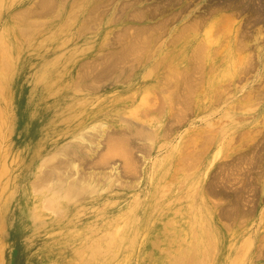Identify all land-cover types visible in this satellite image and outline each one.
I'll return each mask as SVG.
<instances>
[{
    "label": "rangeland",
    "instance_id": "obj_1",
    "mask_svg": "<svg viewBox=\"0 0 264 264\" xmlns=\"http://www.w3.org/2000/svg\"><path fill=\"white\" fill-rule=\"evenodd\" d=\"M50 1L0 0V59L35 55L14 66L19 95L55 62L37 154L31 121L13 131L16 89L0 104V264H264V21L242 0Z\"/></svg>",
    "mask_w": 264,
    "mask_h": 264
},
{
    "label": "bare ground",
    "instance_id": "obj_2",
    "mask_svg": "<svg viewBox=\"0 0 264 264\" xmlns=\"http://www.w3.org/2000/svg\"><path fill=\"white\" fill-rule=\"evenodd\" d=\"M52 1V0H51ZM50 1V2H51ZM78 1L79 0H74V1H72V6L73 5H76L77 6V4H79L78 3ZM49 2V1H48ZM48 2H46V3H48ZM53 2H56V1H53ZM68 2H69V0H61V6L64 4V5H67L68 4ZM82 1L80 0V3H81ZM242 2H245L244 4V6L242 7V8H244V9H246V8H248V9H253V11H252V13L256 16V19L255 20H262V21H264V0H242ZM44 1H43V5H44ZM45 3V4H46ZM175 3V2H174ZM226 3V2H225ZM41 5V4H40ZM60 6V5H59ZM71 6V7H72ZM48 8V7H47ZM94 8V7H93ZM159 8V7H158ZM212 8L214 9L215 7H213L212 6ZM211 7H210V9H212ZM95 9H96V7H95ZM94 9V10H95ZM216 9V8H215ZM38 10V11H37ZM35 12H33V11H31V13H33L32 15H38L39 14V11H42V10H40V9H37ZM71 10V9H70ZM93 10V9H92ZM101 10V9H100ZM207 10H209V8L207 9ZM240 10V9H239ZM69 11V10H68ZM75 11V10H74ZM163 11V10H162ZM235 11H237V10H235ZM53 12V11H52ZM95 12V11H94ZM141 12V10L139 11V13ZM143 12V11H142ZM240 12V11H239ZM14 13V12H13ZM35 13V14H34ZM58 13H59V11H58ZM91 13V12H90ZM92 13H93V11H92ZM98 13V12H97ZM138 13V12H137ZM28 14H30L29 13V11H28ZM46 14H48L47 12H46ZM46 14H45V16H46ZM57 15H59V14H57ZM56 15V16H57ZM238 15V14H237ZM28 16H31V15H28ZM42 16V15H41ZM44 16V15H43ZM71 16V15H70ZM144 16V15H143ZM255 16H253V17H255ZM129 17V16H128ZM87 18V17H86ZM85 18V19H86ZM89 18V17H88ZM94 18H95V16H94ZM46 19V18H45ZM85 19H83V21L85 20ZM98 19V18H97ZM251 19H252V17H251ZM88 19H86V21H87ZM96 20V19H95ZM168 20V19H167ZM199 19H195V22L196 21H198ZM34 21V20H33ZM39 21V20H38ZM44 21V20H43ZM90 21V20H89ZM92 21L93 22H95L94 20H93V18H92ZM193 21V20H192ZM201 21V20H200ZM261 21V22H262ZM28 22H30V21H28ZM255 22H257V21H255ZM39 23H41V21L39 22ZM92 23V22H91ZM193 23V22H192ZM191 23V24H192ZM249 23V22H248ZM259 22H257V24H258ZM100 24V23H99ZM187 25V24H186ZM194 25V24H193ZM189 26H191V25H189ZM188 26V27H189ZM196 26V25H195ZM12 27H13V25H12ZM25 29V28H24ZM27 29H28V27H27ZM94 29V28H93ZM246 29V28H245ZM19 30V29H18ZM92 29H90V31H91ZM27 30L25 29L24 31H23V29H22V33H25ZM88 31V30H87ZM246 31H247V29H246ZM43 32V31H42ZM138 33H140V32H138ZM248 33V32H247ZM246 34V33H245ZM19 36V35H18ZM242 36V35H241ZM243 37V36H242ZM4 41V40H3ZM24 41V40H23ZM119 41V40H118ZM126 41V40H125ZM130 41H131V39H130ZM203 41V40H202ZM25 42V41H24ZM27 42H28V40H27ZM37 42V41H36ZM5 43V42H4ZM130 43V42H129ZM202 43V42H201ZM201 43H200V45H201ZM242 43V42H241ZM137 44V43H136ZM125 45V44H124ZM127 47H130L129 46V44L127 43ZM202 45H204L203 43H202ZM15 46V45H14ZM138 46V45H137ZM145 46V45H144ZM16 47V46H15ZM23 47H24V44H20L19 45V47L18 48H15V49H17V51H15V52H12V50H6V49H3L4 51H3V53L1 54V64H0V104L3 102V101H5V99H6V97H5V95L8 93V91L9 92H12V90H14V89H16L15 88V84H16V81H15V79H16V77H17V73L14 71V66H15V64H18V63H23V64H27V63H24V62H29V61H33L34 59H35V55L34 54H32V53H30L29 55H28V58H25V60H23V58H22V55H21V50L23 49ZM146 47V46H145ZM241 48H242V46H240ZM121 48H124V46L123 47H121ZM127 49L128 48H126V52L125 53H128L129 51H127ZM134 49V48H133ZM193 49V48H192ZM132 50V49H131ZM136 49H134V51H135ZM140 50V49H139ZM195 50V49H194ZM193 50V51H194ZM201 50V52L202 51H204V49L202 50V48L200 49ZM109 51V50H108ZM114 51V50H113ZM192 51V52H193ZM0 52H1V50H0ZM121 52V51H120ZM119 52V53H120ZM123 53H124V50L122 51ZM131 52V51H130ZM199 53V54H202V53ZM36 53V52H35ZM108 53V52H107ZM122 53V54H123ZM132 53H134V52H132ZM196 53V52H195ZM204 53V52H203ZM121 54V55H122ZM149 54H151V53H149ZM194 54V53H193ZM196 54H198V53H196ZM198 54V55H199ZM108 55V54H107ZM111 55V54H110ZM120 55V56H121ZM124 55H126V54H124ZM204 55V54H203ZM106 56V55H105ZM196 56V55H195ZM49 57V56H48ZM112 57V56H111ZM126 57V56H125ZM194 57V56H193ZM193 57H192V59H193ZM108 58V57H107ZM113 58V57H112ZM195 58V57H194ZM111 59V58H110ZM114 59V58H113ZM116 59V58H115ZM119 59V58H118ZM130 59V58H129ZM140 59V58H139ZM198 59H200V58H198ZM101 60V59H100ZM112 60V59H111ZM124 60V59H123ZM194 60V59H193ZM24 61V62H23ZM192 61V60H191ZM30 62V63H31ZM113 62V61H112ZM128 62V61H127ZM193 62V61H192ZM195 62H196V60H195ZM195 62H193V63H195ZM201 62V61H200ZM116 63V62H115ZM31 64H33V63H31ZM112 64H114V63H112ZM112 64H111V66H112ZM55 65V62L53 61V60H50V59H46V60H40V63H39V65H38V68H37V71H35V73L34 74H30L31 76H30V78H29V82H28V85H27V88L25 89V92H23V94H20L19 95V93L21 92V91H17V89H16V91H13L14 92V94H15V97H16V99L18 98L23 104H22V106H24V108H23V110L21 111H17V116L18 115H20L19 116V119H18V122H17V126H15V128L13 129V131H15L16 133L19 131V126H22V132L24 133V132H26L27 131V128H28V124L30 123V121H31V148L34 150H32L33 152H34V154H37L38 153V151L39 150H41L40 148L41 147H44V146H46V145H48L49 144V142H50V140H49V138H48V135H47V133L45 132V128H44V130H43V127L44 126H40L41 124H40V122H39V106H38V101L39 100H41L43 97H44V95H42L43 94V85L44 84H46V83H48V80H49V78H48V69H50L51 67H53ZM126 64H124V66H125ZM107 66V65H106ZM116 66V65H115ZM114 66V68H116ZM249 66V65H248ZM20 67V66H19ZM118 67V66H117ZM119 67H121V66H119ZM90 68H91V66H90ZM92 68H95V67H92ZM112 68V67H111ZM195 68V67H194ZM201 68V67H200ZM119 69V68H118ZM121 69V68H120ZM154 69V68H153ZM192 69H193V67H192ZM246 69H247V67H246ZM33 70V69H32ZM35 70V69H34ZM101 70V69H100ZM99 70V71H100ZM104 70H105V68H104ZM103 70V71H104ZM109 70V69H108ZM113 70V69H112ZM156 70V69H155ZM194 70V69H193ZM98 71V70H97ZM107 71V70H106ZM116 71V70H115ZM129 71H130V69H129ZM196 71V70H195ZM202 71V70H201ZM101 72V71H100ZM108 72V71H107ZM200 72V71H199ZM16 73V74H15ZM22 73V72H21ZM187 73V72H186ZM192 73V72H191ZM25 74V73H24ZM107 74V73H106ZM188 74V73H187ZM186 74V75H187ZM28 75V74H27ZM26 75V76H27ZM70 75V74H69ZM99 75V74H98ZM103 75V74H102ZM101 75V76H102ZM191 75V74H190ZM193 75V74H192ZM21 76V75H20ZM94 76V75H93ZM105 77L107 76V75H104ZM103 76V77H104ZM110 76V75H109ZM194 77V76H193ZM81 78V77H80ZM95 78V77H94ZM93 78V79H94ZM184 78V77H183ZM186 78H188V77H186ZM98 79H100V77H98ZM184 80H185V78H184ZM187 80V79H186ZM182 81V80H181ZM180 81V82H181ZM20 82V81H19ZM88 83V82H87ZM189 85H190V83L189 82H187ZM186 83V84H187ZM65 84V83H64ZM186 84H185V86H186ZM87 85V84H86ZM96 85V84H95ZM189 85H187V86H189ZM81 86V85H80ZM93 86V85H92ZM177 86H179V85H177ZM186 86V87H187ZM26 87V86H25ZM192 87H194V86H192ZM91 88V87H90ZM95 88V87H94ZM190 88V87H189ZM197 88V87H196ZM195 88V89H196ZM65 89V88H64ZM193 89V88H192ZM191 89V90H192ZM50 90V89H49ZM184 90H187V88L185 89L184 88ZM197 90V89H196ZM196 90H194V92L196 91ZM46 91V90H45ZM53 91V90H52ZM190 90H188V92H189ZM67 92V91H66ZM63 93V92H62ZM183 93V92H182ZM187 93V92H186ZM50 94V93H49ZM179 94V93H178ZM190 94H191V92H190ZM181 96V95H180ZM179 96V97H180ZM183 96V95H182ZM188 96H189V94H188ZM188 96H186V97H188ZM191 96V95H190ZM189 96V97H190ZM58 97V96H57ZM178 97V96H177ZM70 98V97H69ZM184 98V96L182 97V99ZM192 98V97H191ZM66 100V99H65ZM75 100V99H74ZM190 100V99H189ZM193 100V99H192ZM12 101V100H11ZM181 101V100H180ZM182 101H184V99L182 100ZM16 102V101H15ZM191 104H193L191 101H189ZM47 103V102H46ZM91 103V102H90ZM184 103V102H183ZM183 103H182V105H183ZM53 104V103H52ZM57 104V103H56ZM188 104V103H187ZM186 104V105H187ZM42 105V104H41ZM172 105V104H171ZM181 105V106H182ZM185 105V104H184ZM10 106V105H9ZM54 106V105H53ZM58 106V105H57ZM4 107H6L5 105H4ZM11 107V106H10ZM189 107H190V105H189ZM9 108V107H8ZM7 108V109H8ZM187 108H188V106H187ZM186 108V106H185V108H184V110L185 109H187ZM4 109V108H3ZM13 109V108H12ZM22 109V108H21ZM53 109V108H52ZM190 110H191V108H189ZM189 111V110H188ZM3 112H4V110H3ZM3 112H2V110H1V105H0V129L2 128V124L4 123V114H3ZM42 112V111H41ZM48 112V111H47ZM59 112V111H58ZM186 112V111H185ZM48 113H50V112H48ZM6 114V113H5ZM56 114V113H55ZM177 114V113H176ZM44 117V116H43ZM42 117V118H43ZM42 120V119H41ZM47 120V119H46ZM44 121V120H43ZM178 121V120H177ZM55 123H57V122H55ZM43 124V123H42ZM48 124V123H47ZM52 124V123H51ZM5 125V124H4ZM40 126V127H39ZM64 126H66V125H64ZM96 126V125H95ZM5 127V126H4ZM39 127V133H35V135H32V133H33V130H35L36 128H38ZM99 128H102L103 126L102 125H99L98 126ZM218 127V126H217ZM62 128V127H61ZM129 128V127H128ZM4 129V128H3ZM57 129V128H56ZM88 129H90V128H88ZM212 129V128H211ZM18 130V131H17ZM28 130H29V128H28ZM92 130V129H91ZM129 130V129H128ZM207 130V129H206ZM112 131V130H111ZM110 131V132H111ZM125 131V130H124ZM49 132V131H48ZM53 132V131H52ZM115 132V131H114ZM134 132H136V131H134ZM173 132V131H172ZM85 133V132H84ZM126 133V132H125ZM137 133V132H136ZM139 133H141V132H139ZM138 133V134H139ZM2 134V133H1ZM61 134V133H60ZM26 135V134H25ZM29 135V134H28ZM83 135V134H82ZM94 135H95V133H94ZM93 135V136H94ZM124 135V134H123ZM196 135V134H195ZM215 135V134H214ZM53 136V135H52ZM85 136V135H84ZM92 136V137H93ZM139 136V135H138ZM143 136V135H142ZM170 136V135H169ZM203 136H206V135H203ZM210 136H212V135H209V136H207V137H210ZM82 137V136H81ZM51 138V137H50ZM91 138V137H90ZM107 138V137H106ZM150 138V137H149ZM203 138H205V137H203ZM213 138V137H212ZM212 138H210L211 140H212ZM76 139V138H75ZM112 139V138H111ZM120 139V138H119ZM148 139V138H147ZM207 139V138H206ZM1 140V139H0ZM57 140V139H56ZM74 140V139H73ZM116 140V139H115ZM121 140V139H120ZM123 140V139H122ZM133 140V139H132ZM264 140V139H263ZM103 141V140H102ZM110 141V140H109ZM206 141V140H205ZM92 142H93V140H92ZM91 142V143H92ZM97 142V141H96ZM104 142V141H103ZM185 142V141H184ZM203 142V141H202ZM208 142V141H207ZM209 142H210V140H209ZM212 142V141H211ZM210 142V143H211ZM264 142V141H263ZM106 143V142H105ZM107 144V143H106ZM105 144V145H106ZM109 144V143H108ZM121 144V143H120ZM201 144H203V143H201ZM79 144H77V146H78ZM111 145V144H110ZM109 145V146H110ZM117 145V144H116ZM139 145V144H138ZM141 145V144H140ZM257 145V144H256ZM2 146V145H1ZM63 146V145H62ZM67 146V145H66ZM23 147V146H22ZM206 147V146H205ZM62 148H64V150L66 151V149H65V147H62ZM67 148V147H66ZM114 148V147H113ZM263 148V147H262ZM43 149V148H42ZM55 149H56V147H55ZM145 149V148H144ZM147 149V148H146ZM60 150V149H59ZM72 150V149H71ZM31 151V152H32ZM61 151H63L62 149H61ZM97 151V150H96ZM100 151V150H99ZM149 151V150H148ZM254 151H255V149H254ZM110 152V151H109ZM138 152V151H137ZM145 152V151H144ZM143 152V153H144ZM50 153V152H49ZM48 153V154H49ZM58 153V152H57ZM59 153H61V155L63 154L62 152H60L59 151ZM100 153V152H99ZM203 153V152H202ZM56 154V153H55ZM54 154V155H55ZM98 154V153H97ZM142 154V153H141ZM239 154V153H238ZM46 155V154H45ZM103 155V154H102ZM248 155V154H247ZM47 156H49V155H47ZM105 156V155H104ZM110 156V155H109ZM109 156H108V158H109ZM5 157V156H4ZM71 157V156H70ZM214 157V156H213ZM237 157V156H236ZM250 157V156H249ZM248 157V158H249ZM44 158V157H43ZM53 158V157H52ZM55 158V157H54ZM53 158V159H54ZM88 158V157H87ZM92 158V157H91ZM135 158H137V157H135ZM181 158V157H180ZM216 158V157H215ZM251 158V157H250ZM35 159H36V157H35ZM53 159H52V161H51V158H50V160L48 161V162H53ZM56 159H57V161H59L58 160V158L56 157ZM86 159V158H85ZM95 159H96V157H95ZM102 159V158H101ZM110 159H111V157H110ZM238 159H239V157H238ZM5 160V159H4ZM70 160V159H69ZM84 160V159H83ZM83 160H81V161H83ZM99 160H100V158H99ZM240 160H241V158H240ZM251 160V159H250ZM6 161V160H5ZM34 161V160H33ZM56 161V160H55ZM93 161V160H92ZM104 161H105V159H104ZM111 161V160H110ZM259 161V160H258ZM263 161V160H262ZM64 162H65V160H64ZM77 161H75V163H76ZM98 162H100V161H98ZM97 162V163H98ZM133 162V161H132ZM243 162V161H242ZM253 162V161H252ZM61 163H63V162H61ZM81 162H79V164H80ZM96 163V162H95ZM101 163V162H100ZM99 163V164H100ZM140 163V162H139ZM237 163V162H236ZM255 163V162H254ZM258 163V162H257ZM45 164V163H44ZM48 164V163H47ZM109 164V163H108ZM132 164V163H131ZM78 164H76V166H77ZM135 165V164H134ZM46 166V165H45ZM79 166V165H78ZM240 166V165H239ZM256 166V165H255ZM4 167H6V165L4 166ZM55 167H58V166H55ZM131 167V166H130ZM130 167H129V169H130ZM241 167V166H240ZM254 167V166H253ZM253 167H250L251 169L253 168ZM3 168V167H2ZM31 168V167H30ZM34 168V167H33ZM45 168H47V167H45ZM53 169H54V167H52ZM70 168V167H69ZM72 168H74V167H72ZM256 168V167H255ZM261 168V167H260ZM6 169V168H5ZM56 169V168H55ZM54 169V170H55ZM83 169V168H82ZM92 169V168H91ZM94 169V168H93ZM96 169V168H95ZM239 169V168H238ZM259 169V168H258ZM51 170V169H50ZM50 170H48L47 171V174L46 173H44V174H46V175H44V176H46L47 177V175H51V171ZM58 171L57 172H59V169H57ZM60 170H61V168H60ZM70 170V169H69ZM75 170H76V167H75ZM78 170V169H77ZM81 170V169H80ZM248 170V169H247ZM253 170H256V169H253ZM2 171V170H1ZM50 171V172H49ZM56 171V170H55ZM65 171V170H64ZM64 171H60L59 172V175L61 176V179L58 177V173L56 174V178L55 179H60V181H64L63 179H62V177H64L63 175H64ZM84 171V170H83ZM263 171V170H262ZM42 172V171H41ZM43 172H44V170H43ZM52 172H54V171H52ZM62 172H63V175H62ZM74 172V171H73ZM72 172V173H73ZM126 172V171H125ZM124 172V173H125ZM254 172V171H253ZM258 172V171H257ZM70 173V172H69ZM130 173V172H129ZM134 173V172H133ZM250 173V172H249ZM262 173V172H261ZM39 174H42V173H39ZM82 174H83V172H82ZM132 174V173H131ZM247 174V173H246ZM71 175V174H70ZM80 175V174H79ZM130 175V174H129ZM258 175V174H257ZM1 176V175H0ZM33 176V175H32ZM37 176V175H36ZM51 176H53V175H51ZM50 176V177H51ZM81 176V175H80ZM79 176V177H80ZM87 176V175H86ZM92 176H94V175H92ZM3 177V176H2ZM44 178L45 180L44 181H46V183H47V179L49 178V176L47 177V178ZM58 177V178H57ZM72 177V176H71ZM74 177V176H73ZM76 177V176H75ZM78 177V176H77ZM79 177H78V179H79ZM85 177V176H84ZM259 177H260V175H259ZM1 178V177H0ZM38 179H39V176L37 177ZM36 178V179H37ZM40 178H41V176H40ZM42 178H43V176H42ZM41 178V179H42ZM66 178V177H65ZM36 179L34 180V181H32V182H34L33 183V185L34 186H36V185H40V182L39 183H36L35 184V182H36ZM37 179V180H38ZM51 178H49L48 180H50ZM85 179V178H84ZM98 179H99V176H98ZM250 179V178H249ZM1 180V179H0ZM43 180V179H42ZM42 180H38V181H42ZM73 180V179H72ZM75 180V182H76V179H74ZM73 180V181H74ZM219 180V179H218ZM37 181V182H38ZM41 182V184H43V186H44V184H46L45 182ZM59 181V180H58ZM60 181L59 182H57V184L58 183H60ZM79 181H80V179H79ZM220 181V180H219ZM70 182H72V181H70ZM69 182V183H70ZM87 182V181H86ZM89 182V181H88ZM227 182V181H226ZM229 182V181H228ZM247 182V181H246ZM53 183H54V180H53ZM56 183V182H55ZM68 183V182H67ZM79 182H77V184H78ZM117 183V182H116ZM122 183V181L120 182V184ZM32 184V183H31ZM63 184V182L60 184V185H58L59 186V188H61V190H63L62 191V197H64L63 199H65V198H67L68 196H72V195H77L78 193H79V189H77V188H74V185H75V187H79V186H77V184L76 183H74L73 182V188H72V186H71V188L70 187H68V188H64V189H62V187H61V185ZM72 184V183H71ZM84 184H86V183H84ZM88 184V183H87ZM38 185V186H39ZM48 185H49V183H48ZM117 185H118V183H117ZM208 185V184H207ZM43 186H39L40 188H43ZM57 186V185H56ZM63 186V185H62ZM67 186V185H66ZM90 186V185H89ZM245 186V185H244ZM6 187H7V184H6ZM6 187H5V189H6ZM37 187V186H36ZM48 187H50V186H47V185H45L44 186V188H47V189H45V190H47L46 192H48V190H49V188ZM53 187H55V185H53ZM82 187V186H81ZM120 187V186H119ZM208 187V186H207ZM3 188V187H2ZM38 188V187H37ZM38 189L39 191L41 190V189ZM43 188V189H44ZM51 188V187H50ZM84 189L86 188V187H83ZM10 189V188H9ZM13 189V188H12ZM34 190H35V188H33ZM53 189V188H52ZM51 189V190H52ZM58 189V188H57ZM81 189V188H80ZM223 189V188H222ZM226 189V188H225ZM245 189V188H244ZM33 190V191H34ZM54 190L55 189H53V191H51L52 192V194L54 195V193L56 194V192L59 190H57L56 192H54ZM61 190H59V191H61ZM241 190V189H240ZM240 190H238L237 192H239ZM256 190V189H255ZM213 191V190H212ZM236 191V190H235ZM252 191V190H251ZM35 192V191H34ZM54 192V193H53ZM81 192H82V190H81ZM225 192V191H224ZM253 192V191H252ZM1 193V192H0ZM37 193V192H36ZM83 193V192H82ZM90 193H91V191H90ZM193 193H194V191H193ZM240 193V192H239ZM251 193V192H250ZM43 194V193H42ZM50 194V193H49ZM51 194V195H52ZM59 194V193H58ZM249 194V193H248ZM256 194V193H255ZM1 195V194H0ZM60 195V196H61ZM236 195H238L237 193H236ZM240 195V194H239ZM56 196V195H55ZM55 196L53 197L54 199H55ZM59 195H58V198H62V197H60ZM52 197V196H51ZM48 198V197H47ZM69 198V197H68ZM72 198H74V197H72ZM76 198V197H75ZM243 198V197H242ZM202 199V198H201ZM238 199L239 198H237V201H238ZM247 199V198H246ZM248 199H249V197H248ZM47 200H51V199H47ZM233 200V199H232ZM245 200V199H244ZM234 201V200H233ZM232 201V202H233ZM247 201V200H246ZM47 202V201H46ZM253 202V201H252ZM34 203V202H33ZM50 203H52V200L51 201H49V204H48V202H47V204L51 207L52 206V204H50ZM62 203V202H61ZM60 203V204H61ZM235 203V202H234ZM46 205V204H45ZM48 205H46L47 206V211H48V209L50 208H48ZM244 205V204H243ZM45 206V207H46ZM240 206H242V205H240ZM24 207V206H23ZM30 207V206H29ZM52 209V207L50 208V210ZM236 209V208H235ZM251 209V208H250ZM32 210V209H31ZM37 210V209H36ZM45 210V209H44ZM230 210V209H229ZM20 211V210H19ZM234 211V210H233ZM54 213V212H53ZM231 213H233V212H231ZM236 213V212H235ZM242 213H246V212H243L242 211ZM61 214V213H60ZM221 214V213H220ZM238 215V214H237ZM228 221V220H227ZM14 225V224H13ZM15 229V228H14ZM115 231V230H114ZM106 234V233H105ZM194 234V233H193ZM263 245V244H262ZM264 249V248H263ZM262 255V254H261ZM204 256V255H203ZM192 257V256H191ZM262 257V256H261ZM263 257H264V255H263ZM190 258V257H189ZM183 261V260H182ZM188 261H190V260H188ZM191 263V262H190ZM189 263V264H190Z\"/></svg>",
    "mask_w": 264,
    "mask_h": 264
}]
</instances>
